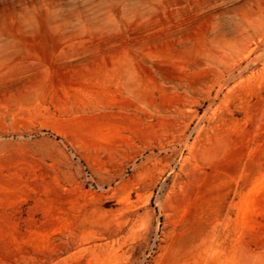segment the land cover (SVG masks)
<instances>
[{
	"label": "rangeland",
	"instance_id": "374dc122",
	"mask_svg": "<svg viewBox=\"0 0 264 264\" xmlns=\"http://www.w3.org/2000/svg\"><path fill=\"white\" fill-rule=\"evenodd\" d=\"M0 264H264V0H0Z\"/></svg>",
	"mask_w": 264,
	"mask_h": 264
}]
</instances>
